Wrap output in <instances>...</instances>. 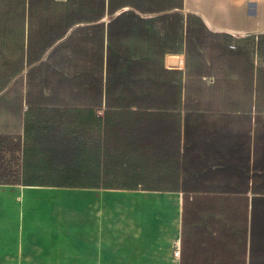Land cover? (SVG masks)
Returning <instances> with one entry per match:
<instances>
[{
	"label": "crops",
	"instance_id": "1",
	"mask_svg": "<svg viewBox=\"0 0 264 264\" xmlns=\"http://www.w3.org/2000/svg\"><path fill=\"white\" fill-rule=\"evenodd\" d=\"M78 12L77 0H0V136H24L28 74L64 39L37 52L51 40L37 27ZM180 12L215 44L204 49V189H123L85 173L0 185V264H264V0H183ZM95 163L83 152L74 169Z\"/></svg>",
	"mask_w": 264,
	"mask_h": 264
},
{
	"label": "trees",
	"instance_id": "2",
	"mask_svg": "<svg viewBox=\"0 0 264 264\" xmlns=\"http://www.w3.org/2000/svg\"><path fill=\"white\" fill-rule=\"evenodd\" d=\"M77 2L83 12L51 26L58 35L46 47L64 39L28 74L24 136H0V185L76 177V160L93 152L96 167L85 176L105 186L202 191L203 110H192L188 89L194 76L205 91L211 35L203 21L180 12L183 0H107V9L105 0ZM105 16L113 17L98 22ZM20 153L16 166L6 160ZM117 171L122 184L106 180Z\"/></svg>",
	"mask_w": 264,
	"mask_h": 264
},
{
	"label": "rangeland",
	"instance_id": "3",
	"mask_svg": "<svg viewBox=\"0 0 264 264\" xmlns=\"http://www.w3.org/2000/svg\"><path fill=\"white\" fill-rule=\"evenodd\" d=\"M50 28H51L50 25H45V26H42V27H37V32L36 33H37V35H43L42 37H44V36L45 37L50 36L51 38L52 37H55L56 35H58L57 30L55 32H51V29ZM57 29H59V27ZM49 30H50V32H49ZM47 44H48L47 41L42 42V43L37 41V43H36L37 52L40 51V50H42L44 48V46L47 45ZM214 45H215L214 44V41H212L211 38H209L208 39V49L210 51H212V53L215 50ZM168 56H169V54L166 55L167 58H168ZM178 57H181V59H183L182 71L185 72L186 69L184 68V56L182 54H178ZM197 65H198V60L194 58V60L191 62V67H192L191 70L195 69V67ZM198 81H199V79H197V77L192 76L190 78V80H189V89L188 90H189V93L191 95L192 110H194V109L197 110L198 109L200 111L201 109H203V104H202L203 101L202 100L204 98V91H202V89L200 88V87H202V84L201 83L199 84ZM201 81H204V80L202 79ZM199 88L201 89V92H200V89ZM44 95L45 96H48V92L45 91L44 92ZM214 97H216V96H215V93L213 92V94H210V98L212 99L211 100L212 101V106L213 105L215 106V99H216V101L218 100L217 99L218 96H217V98H214ZM200 99H201V105L202 106L200 105L201 107H199V106L197 107V105H199V104H197V100H200ZM193 105H195L196 107L193 108ZM214 106H213V108H214ZM197 113H200V112H197ZM5 157H6V160L10 163V165L12 164V166H16L18 163H20L21 153L20 154H15L14 157L11 156L10 154H6ZM60 172H64V170H61ZM80 172L81 173H86V171H80ZM116 175L117 176L115 178V175L113 173L112 174H109L106 177L107 178L106 180H109L111 178L112 179L111 181H115L118 184H120V183L122 184L123 181L121 180L122 178L120 177L121 176L120 175V172L117 171V174ZM91 176H93V174H91ZM104 179H105V177H104ZM94 182H96V181H94Z\"/></svg>",
	"mask_w": 264,
	"mask_h": 264
},
{
	"label": "built area",
	"instance_id": "4",
	"mask_svg": "<svg viewBox=\"0 0 264 264\" xmlns=\"http://www.w3.org/2000/svg\"><path fill=\"white\" fill-rule=\"evenodd\" d=\"M178 255V250H175L174 251V256H177Z\"/></svg>",
	"mask_w": 264,
	"mask_h": 264
}]
</instances>
